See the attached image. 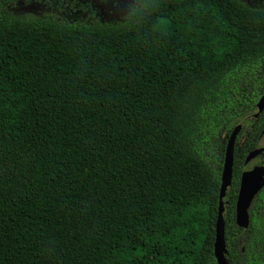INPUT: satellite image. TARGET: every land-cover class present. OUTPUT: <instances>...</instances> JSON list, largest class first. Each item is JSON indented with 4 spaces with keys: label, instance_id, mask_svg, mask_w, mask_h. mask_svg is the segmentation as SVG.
Returning <instances> with one entry per match:
<instances>
[{
    "label": "trees",
    "instance_id": "obj_1",
    "mask_svg": "<svg viewBox=\"0 0 264 264\" xmlns=\"http://www.w3.org/2000/svg\"><path fill=\"white\" fill-rule=\"evenodd\" d=\"M17 1L0 0V264H217L241 121L227 257L264 264V187L235 222L264 132V3L140 0L85 22Z\"/></svg>",
    "mask_w": 264,
    "mask_h": 264
},
{
    "label": "water",
    "instance_id": "obj_2",
    "mask_svg": "<svg viewBox=\"0 0 264 264\" xmlns=\"http://www.w3.org/2000/svg\"><path fill=\"white\" fill-rule=\"evenodd\" d=\"M263 109L264 92L259 97L255 105L256 111L253 113V117H256L259 113H261ZM243 126L244 121H241L233 127L225 146L220 178L218 213L215 222V239L213 243V254L217 264H231L227 257V247L225 241V222L223 217L225 205L224 197L232 181L235 140ZM262 152H264V135L258 137L253 149L254 157L251 159L249 166L241 172L235 202V222L240 227L245 228L248 226L249 207L255 196L264 187V162L259 157Z\"/></svg>",
    "mask_w": 264,
    "mask_h": 264
},
{
    "label": "rangeland",
    "instance_id": "obj_3",
    "mask_svg": "<svg viewBox=\"0 0 264 264\" xmlns=\"http://www.w3.org/2000/svg\"><path fill=\"white\" fill-rule=\"evenodd\" d=\"M138 1L140 0H30L27 2L18 0L12 10L30 15L51 13L61 18L85 22L93 20L113 22L122 20ZM242 1L249 5L264 3V0Z\"/></svg>",
    "mask_w": 264,
    "mask_h": 264
},
{
    "label": "flooded vegetation",
    "instance_id": "obj_4",
    "mask_svg": "<svg viewBox=\"0 0 264 264\" xmlns=\"http://www.w3.org/2000/svg\"><path fill=\"white\" fill-rule=\"evenodd\" d=\"M264 135V134H263Z\"/></svg>",
    "mask_w": 264,
    "mask_h": 264
}]
</instances>
